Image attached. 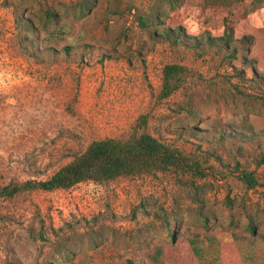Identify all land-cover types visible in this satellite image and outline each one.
I'll use <instances>...</instances> for the list:
<instances>
[{"label": "rangeland", "instance_id": "1", "mask_svg": "<svg viewBox=\"0 0 264 264\" xmlns=\"http://www.w3.org/2000/svg\"><path fill=\"white\" fill-rule=\"evenodd\" d=\"M82 1L0 0V187L48 178L95 140L144 132L201 171L1 198L0 264H264L251 231L264 232V2ZM22 11L30 30L17 26ZM47 11L68 39L39 50L30 40L57 19ZM174 28L177 42L165 34ZM170 63L185 67L182 85L160 99ZM245 122L252 138L221 136L219 124Z\"/></svg>", "mask_w": 264, "mask_h": 264}, {"label": "trees", "instance_id": "2", "mask_svg": "<svg viewBox=\"0 0 264 264\" xmlns=\"http://www.w3.org/2000/svg\"><path fill=\"white\" fill-rule=\"evenodd\" d=\"M167 2L169 8L175 9L179 6L180 0H161ZM240 0H205L208 5L231 6ZM255 5L262 4L264 0H253ZM93 0H83L81 9L89 7ZM164 9L162 12H164ZM161 12V13H162ZM20 12L17 18V26L20 31L24 29L30 30L34 25V21L30 16L23 17ZM48 19L58 15L47 11ZM142 23L147 24V21L142 17ZM68 24L62 23L60 17L54 19V24L51 25L48 34L43 37H35L30 40V43L36 49L47 50L54 49L53 44H59V40L68 39ZM181 28H174L167 31L165 34L167 39L176 40L179 38ZM73 40H70L65 46V50L69 51V46ZM56 49V48H55ZM185 67L181 64L170 63L166 64L163 69L162 88L159 93V98H167L177 91L182 85L183 74ZM216 126V125H215ZM222 127V137L225 135H236L238 138H252L257 134V130L248 122L240 124L223 123L219 124ZM201 171V165L196 162H191L190 158L178 148L159 140L150 133L144 132L140 135H133L128 139H119L107 137L93 141L87 149L76 156L72 161L68 162L55 173L45 179H27L22 182H10L7 185L0 187V199L13 197L24 191L31 190H55L59 188H70L74 185L92 180L96 182H105L120 176H131L143 173H153L155 171ZM244 181L248 188H253L258 184L257 178L252 171L243 170L239 176ZM251 231L264 240V232L257 233L256 227L252 225ZM174 235V233L172 234ZM200 239L198 235L191 240L194 250L199 251ZM162 255V249L159 248L151 258L154 261H159Z\"/></svg>", "mask_w": 264, "mask_h": 264}]
</instances>
